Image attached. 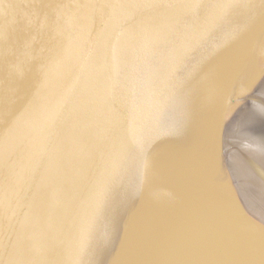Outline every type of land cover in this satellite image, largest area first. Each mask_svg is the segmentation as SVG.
Listing matches in <instances>:
<instances>
[{
	"label": "water",
	"instance_id": "obj_1",
	"mask_svg": "<svg viewBox=\"0 0 264 264\" xmlns=\"http://www.w3.org/2000/svg\"><path fill=\"white\" fill-rule=\"evenodd\" d=\"M0 264H264V0H0Z\"/></svg>",
	"mask_w": 264,
	"mask_h": 264
},
{
	"label": "bare ground",
	"instance_id": "obj_2",
	"mask_svg": "<svg viewBox=\"0 0 264 264\" xmlns=\"http://www.w3.org/2000/svg\"><path fill=\"white\" fill-rule=\"evenodd\" d=\"M252 184H255V183H254V182H252ZM249 199H250L251 201H254V200H255V201H257V200L254 198V196H253V195H250V196H249ZM257 202H259V201H257Z\"/></svg>",
	"mask_w": 264,
	"mask_h": 264
}]
</instances>
